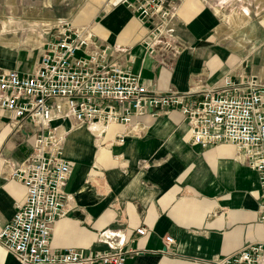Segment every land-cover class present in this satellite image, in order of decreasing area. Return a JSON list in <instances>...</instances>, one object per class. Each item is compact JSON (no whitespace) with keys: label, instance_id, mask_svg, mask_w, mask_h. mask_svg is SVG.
<instances>
[{"label":"crops","instance_id":"crops-1","mask_svg":"<svg viewBox=\"0 0 264 264\" xmlns=\"http://www.w3.org/2000/svg\"><path fill=\"white\" fill-rule=\"evenodd\" d=\"M164 1L178 7L177 15L152 56L142 44L147 27L124 0H0V14L42 27L73 16L72 28H89L99 45L109 47V59L131 66L153 93L203 91L226 77L264 83V0ZM9 20L5 26L0 21V73L25 59L13 54L6 38L13 29ZM49 39L43 38L41 56ZM152 114L134 118L140 133L123 144V124L53 122L73 165L63 186L73 207L55 224L51 247L92 256L110 249L105 238L112 234L129 250L126 264H211L264 244L259 175L240 160L237 147L193 146L178 109ZM38 133L0 109V234L26 200L25 186L12 173L31 156ZM142 228L144 236L138 234ZM167 236L175 240L173 252H166ZM0 264L19 262L0 246Z\"/></svg>","mask_w":264,"mask_h":264},{"label":"built area","instance_id":"built-area-1","mask_svg":"<svg viewBox=\"0 0 264 264\" xmlns=\"http://www.w3.org/2000/svg\"><path fill=\"white\" fill-rule=\"evenodd\" d=\"M123 3L147 27L142 40L146 54L159 53L178 7L164 0ZM57 30L30 74L19 70L0 73V109L13 112L19 127L30 123L39 131L31 156L12 173L27 193L0 234V246L6 252L19 264H126L129 250L118 235H107L105 244L110 249L92 256L51 247L55 224L73 207L69 206L72 197L63 191L73 165L63 156L53 122L123 124L127 132L118 141L123 144L127 137L140 133L134 118L151 110L155 117L161 111L178 109L190 126L193 146L237 147L240 160L259 175L258 220L264 226V83L254 78L236 83L226 77L220 86L203 91L153 93L131 66L109 59V47L99 45L89 28L75 29L64 23ZM138 234L144 236L147 230L142 228ZM164 242L166 252H173L175 240L167 236ZM211 264H264V244H253Z\"/></svg>","mask_w":264,"mask_h":264},{"label":"rangeland","instance_id":"rangeland-1","mask_svg":"<svg viewBox=\"0 0 264 264\" xmlns=\"http://www.w3.org/2000/svg\"><path fill=\"white\" fill-rule=\"evenodd\" d=\"M9 19V16L0 14L2 26H5L6 20ZM70 19L64 20L51 27L43 26L44 28L41 23L35 24L31 22L32 20L30 18L14 17L10 19L9 21L13 23V29L7 30V32L5 31L6 38L9 39L8 42L14 46L13 54H19L25 58L22 63H13V68L19 65V67H16L14 70L30 74L32 71L31 69L34 68L41 58V53L43 52V38L44 40H50V37L53 38V36L58 35L57 27H62L64 23H69ZM54 26H57L56 29H52Z\"/></svg>","mask_w":264,"mask_h":264}]
</instances>
